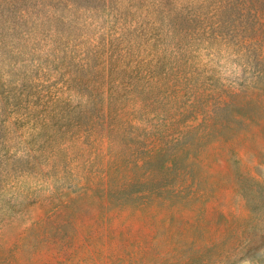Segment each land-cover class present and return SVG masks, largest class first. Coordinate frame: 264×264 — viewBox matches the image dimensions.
<instances>
[{
	"label": "rangeland",
	"instance_id": "374dc122",
	"mask_svg": "<svg viewBox=\"0 0 264 264\" xmlns=\"http://www.w3.org/2000/svg\"><path fill=\"white\" fill-rule=\"evenodd\" d=\"M0 264H264V0H0Z\"/></svg>",
	"mask_w": 264,
	"mask_h": 264
}]
</instances>
